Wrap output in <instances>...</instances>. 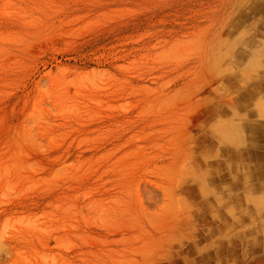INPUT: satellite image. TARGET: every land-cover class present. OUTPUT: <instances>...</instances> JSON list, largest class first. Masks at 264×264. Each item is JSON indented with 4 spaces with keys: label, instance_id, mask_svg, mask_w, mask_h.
I'll return each mask as SVG.
<instances>
[{
    "label": "rangeland",
    "instance_id": "1",
    "mask_svg": "<svg viewBox=\"0 0 264 264\" xmlns=\"http://www.w3.org/2000/svg\"><path fill=\"white\" fill-rule=\"evenodd\" d=\"M0 264H264V0H0Z\"/></svg>",
    "mask_w": 264,
    "mask_h": 264
},
{
    "label": "bare ground",
    "instance_id": "2",
    "mask_svg": "<svg viewBox=\"0 0 264 264\" xmlns=\"http://www.w3.org/2000/svg\"><path fill=\"white\" fill-rule=\"evenodd\" d=\"M259 131V133L261 132V130H258Z\"/></svg>",
    "mask_w": 264,
    "mask_h": 264
}]
</instances>
